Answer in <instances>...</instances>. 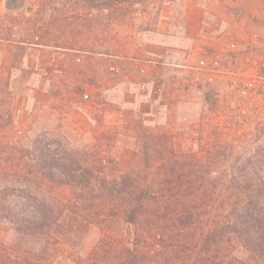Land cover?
Returning a JSON list of instances; mask_svg holds the SVG:
<instances>
[{
	"label": "rangeland",
	"instance_id": "1",
	"mask_svg": "<svg viewBox=\"0 0 264 264\" xmlns=\"http://www.w3.org/2000/svg\"><path fill=\"white\" fill-rule=\"evenodd\" d=\"M16 41L78 52L57 59L54 47ZM263 122L264 0H0V197L24 179L26 150L39 134L102 156L109 175L138 168L144 178L147 136L165 130L178 152L197 151L205 128L209 140L217 124L232 125L225 131L234 135ZM53 194L67 200L71 190ZM133 232L114 216L79 246L58 243L48 258L38 253L42 242L16 234L0 212V264H20L29 250L33 264L117 263Z\"/></svg>",
	"mask_w": 264,
	"mask_h": 264
},
{
	"label": "trees",
	"instance_id": "2",
	"mask_svg": "<svg viewBox=\"0 0 264 264\" xmlns=\"http://www.w3.org/2000/svg\"><path fill=\"white\" fill-rule=\"evenodd\" d=\"M225 129L232 125L217 124L208 140L205 128L200 149L186 152L175 150L170 132L147 136L144 178L138 168L109 175L102 156L39 134L26 150L24 179L3 188L1 216L16 234L42 242L38 253L48 258L58 243L79 246L93 226L120 216L133 241L107 264H245L239 251L264 264V122L234 135ZM55 187L70 189V198H57ZM28 252L20 264H33L37 252Z\"/></svg>",
	"mask_w": 264,
	"mask_h": 264
},
{
	"label": "crops",
	"instance_id": "3",
	"mask_svg": "<svg viewBox=\"0 0 264 264\" xmlns=\"http://www.w3.org/2000/svg\"><path fill=\"white\" fill-rule=\"evenodd\" d=\"M202 14V13H201ZM201 20H202V16L199 14V12H197V14H195V16L192 18V27L197 30L199 29L200 27V23H201ZM36 39L40 38V36H36L35 37ZM17 43L19 44H27L29 49H33L32 46H37V47H54L55 48V55L57 57V59L59 58L60 55H63L64 52L63 51H72V52H78V50L76 49H69V48H64L62 47V45H44L43 42H37V43H27L26 41H16ZM27 56H30L29 53H27ZM110 56H112V54H110ZM60 63H63V61H61Z\"/></svg>",
	"mask_w": 264,
	"mask_h": 264
}]
</instances>
